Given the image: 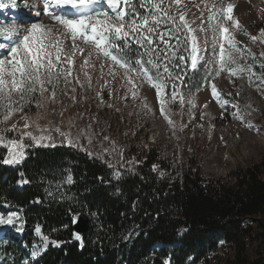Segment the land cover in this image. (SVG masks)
<instances>
[{"label": "snow or ice", "instance_id": "obj_1", "mask_svg": "<svg viewBox=\"0 0 264 264\" xmlns=\"http://www.w3.org/2000/svg\"><path fill=\"white\" fill-rule=\"evenodd\" d=\"M237 8V0H0V9L18 11L16 20L0 23V149L4 150L0 164L13 168L22 165L29 148L56 147L57 137L61 145L100 159L109 168H117V165L125 168L132 163L124 161L123 151H118L109 136L100 137V147L96 150L97 133L92 123L79 128L69 120L66 130L63 119L59 124L49 121L42 125L39 121L45 119L48 112L54 113L58 102L61 118L69 106L89 99H96L117 112L120 109L110 101L126 104L140 101L145 115H155L147 97H141V89L146 84L154 89L159 114L176 135V121L172 117H183L185 104L198 107L191 98V90L185 96L183 88L187 78L201 67L206 75L203 83L196 85V91L210 86L211 96L221 108L230 103L222 98L214 82L222 74L233 86L238 87L237 81L246 78L249 85L255 84L257 90L264 91V27L257 34L249 32L235 14ZM258 12L264 20V8H258ZM237 35L259 46V55L249 43L238 40ZM132 51L136 52L135 58L130 57ZM257 64L261 69L259 73ZM227 95L233 93L229 91ZM235 95L239 96L240 92ZM59 97H67L70 104L66 105ZM49 105L50 109L46 107ZM232 106L236 109L232 118L244 122L245 114L239 102ZM33 107L37 110L36 119L31 115ZM203 107L207 108L208 104ZM206 115L208 113L201 112L199 119L204 120ZM91 119L95 120V116ZM196 119L190 112L189 123ZM246 126L254 127L251 121H247ZM185 127L187 125L182 124L179 130ZM199 127L204 125L199 124ZM214 128V124H209V131ZM85 140L87 144L83 143ZM104 142H108V146ZM106 156L118 157L117 164L113 165ZM156 168L153 165L154 171ZM18 175L17 186L31 185L32 181L23 172ZM121 176L116 170L112 178L119 180ZM98 179L109 183L102 177ZM74 184L69 172L55 182L54 188L49 181L44 200L36 197L29 203L73 201L74 196L67 195L63 188ZM0 208L6 209L0 211V232L4 233L0 244H7L8 233L23 234L28 220L25 208L14 205L6 196H0ZM66 213L68 222L62 221L61 228L70 231L83 249L82 234L71 227L79 223L81 213L71 206ZM44 228L40 222L32 226L38 240L32 244L27 257L16 260L6 249L0 250V264H33L49 246L59 248L67 243L52 238ZM131 235L130 232L123 239L128 240ZM187 261L195 264L191 256ZM164 264H173L171 253Z\"/></svg>", "mask_w": 264, "mask_h": 264}, {"label": "trees", "instance_id": "obj_2", "mask_svg": "<svg viewBox=\"0 0 264 264\" xmlns=\"http://www.w3.org/2000/svg\"><path fill=\"white\" fill-rule=\"evenodd\" d=\"M189 84L187 78L184 89ZM117 144L124 161L132 162L125 168H109L100 159L61 145L59 137L56 147L29 148L22 165L0 164V196L23 206L28 220L22 239L9 237L4 244L13 258L26 257L38 240L32 226L40 222L52 238L67 243L59 248L49 246L33 264H164L170 253L173 264H191L189 256L195 264H264L262 258L247 256L255 236L246 223L257 221L264 233L263 162L207 181L191 163L170 180L153 170V165L162 164L155 144L132 140L129 145ZM99 147L97 142L95 149ZM3 153L0 151V156ZM105 159L116 165L118 157ZM116 170L122 173L119 180L112 178ZM19 172L32 181L31 185H16ZM69 172L75 184L65 185L63 191L74 196L73 201L29 203L36 197L44 200L49 181L54 188ZM100 177L109 183L101 182ZM69 206L89 219L83 249L70 231L61 228L62 221L68 222ZM93 212L98 215L92 216ZM53 228L58 231L52 232ZM130 232L131 238L124 240Z\"/></svg>", "mask_w": 264, "mask_h": 264}, {"label": "rangeland", "instance_id": "obj_3", "mask_svg": "<svg viewBox=\"0 0 264 264\" xmlns=\"http://www.w3.org/2000/svg\"><path fill=\"white\" fill-rule=\"evenodd\" d=\"M237 4L238 8L235 14L249 32L257 34L258 30L264 27V20L260 19L258 12V8H264V0H251L250 3L247 0H237ZM41 19H45L47 22L46 18L41 17ZM237 39L249 43L252 50L257 53V56L259 55L261 50L259 46L251 45L243 35H237ZM130 57L135 58L136 52H130ZM256 70L258 73L261 71L259 64L256 65ZM205 75V70L201 67L199 71L190 76L188 88H183L185 96H188L189 90H191V98L198 107L191 108L190 105L185 104L183 117H172L176 121V135L172 134L171 127L159 114V105L154 89L146 84L141 89V97H147V103L153 108L155 115L151 113L145 115L140 101H129L127 104L124 101H110L120 109L117 112L115 108L100 104L96 99H89L83 104L69 106L64 112L63 118L58 114L61 110V105L58 102L54 106L56 111L48 112L45 119L39 122L42 125L49 121L59 124L63 119L64 125L68 126L69 120H72L79 128L92 123L93 129L97 133V142L100 137L106 135L115 141V144L129 145L131 140L139 144L153 143L158 148L159 159L162 163H159L160 167L157 166V173L160 177L170 180L176 178L191 163L206 181L225 178L256 162L264 163V91L257 90L255 84L249 85L246 78L237 81L238 87L233 86L229 84L226 75L222 74L214 82L218 84L222 98L230 103L221 108L220 104L211 96L210 86L205 85L201 91H196V85L203 83ZM229 91L233 93L232 96L227 95ZM237 91L240 92L239 96L235 95ZM59 99L63 100L66 105L70 104L67 97H59ZM237 102H239L242 113L245 114L244 122L232 118V113L236 111L232 105ZM205 103L208 104L207 108L203 107ZM247 105L252 107L248 108ZM46 107L50 109L52 106ZM253 109L256 110L253 111ZM36 112L37 110L33 107L31 109L33 119H36ZM190 112L197 118L191 123H189ZM201 112L208 113L204 120L199 119ZM248 112H251L250 116L247 115ZM79 115H82L83 118L80 119ZM92 116H95V120L91 119ZM247 121H251L254 127L249 129L246 126ZM182 124L187 127L180 131ZM199 124H203L204 127H199ZM209 124L215 125L211 131H209ZM257 129H260V132H257ZM221 137L224 139L221 140ZM84 142L87 144L86 140ZM104 144L108 146V142H104ZM0 151L4 150L0 149ZM261 178L264 180V172ZM246 223L251 228L252 236H255L254 241L248 245L247 256L251 259H264V233L257 221L248 220ZM3 235L4 233L0 232V236ZM21 235L11 232L8 233L7 238ZM4 249H6L5 245L0 244V250ZM29 252L30 250L27 251L26 257Z\"/></svg>", "mask_w": 264, "mask_h": 264}, {"label": "built area", "instance_id": "obj_4", "mask_svg": "<svg viewBox=\"0 0 264 264\" xmlns=\"http://www.w3.org/2000/svg\"><path fill=\"white\" fill-rule=\"evenodd\" d=\"M18 11L16 9H0V22L7 23L17 19Z\"/></svg>", "mask_w": 264, "mask_h": 264}, {"label": "water", "instance_id": "obj_5", "mask_svg": "<svg viewBox=\"0 0 264 264\" xmlns=\"http://www.w3.org/2000/svg\"><path fill=\"white\" fill-rule=\"evenodd\" d=\"M89 219L85 214H81L79 223L73 226L74 231H78L82 236L88 231Z\"/></svg>", "mask_w": 264, "mask_h": 264}, {"label": "bare ground", "instance_id": "obj_6", "mask_svg": "<svg viewBox=\"0 0 264 264\" xmlns=\"http://www.w3.org/2000/svg\"><path fill=\"white\" fill-rule=\"evenodd\" d=\"M243 7V6H242ZM239 10V9H238ZM246 10V9H245ZM242 12V11H241Z\"/></svg>", "mask_w": 264, "mask_h": 264}]
</instances>
